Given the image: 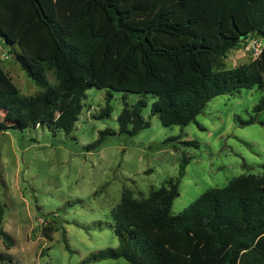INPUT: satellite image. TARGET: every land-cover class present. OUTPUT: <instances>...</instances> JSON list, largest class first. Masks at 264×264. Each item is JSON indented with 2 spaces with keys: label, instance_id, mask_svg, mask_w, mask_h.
I'll list each match as a JSON object with an SVG mask.
<instances>
[{
  "label": "trees",
  "instance_id": "1",
  "mask_svg": "<svg viewBox=\"0 0 264 264\" xmlns=\"http://www.w3.org/2000/svg\"><path fill=\"white\" fill-rule=\"evenodd\" d=\"M252 37H264V0H0V38L39 87L24 94L0 61V112L12 119L0 128L48 125L69 134L93 86L156 95L151 114L165 126L195 121L217 95L257 87L261 97L245 123L264 125L259 58L225 64L227 54ZM110 99L97 119L111 115ZM147 103L122 109L119 133L136 135L150 126L142 113ZM115 133L100 131L86 149ZM189 161L184 156L178 176L148 196L123 190L111 211L119 244L92 253L90 261L264 264V173L211 187L173 214ZM4 215L0 202V237L10 248Z\"/></svg>",
  "mask_w": 264,
  "mask_h": 264
},
{
  "label": "rangeland",
  "instance_id": "2",
  "mask_svg": "<svg viewBox=\"0 0 264 264\" xmlns=\"http://www.w3.org/2000/svg\"><path fill=\"white\" fill-rule=\"evenodd\" d=\"M263 49L264 37H252L231 50L225 64L235 67L258 57L264 66ZM1 54L8 58L1 59ZM0 61L24 94L39 91L2 38ZM108 95L111 115L97 119ZM260 97L257 87L220 94L195 121L165 126L159 114H151L156 95L93 86L86 91L79 120L69 134L48 125L0 128L2 228L12 240L8 248L0 237V254L5 256L0 264H130L123 258L89 259L92 253L119 244L111 211L123 190H131L136 197L148 196L176 178L188 156L180 195L172 205V213L177 214L211 187H224L240 175H262L264 125L245 123L254 115ZM145 98L148 103L142 113L150 126L136 135L119 133L117 117L122 109ZM10 120L11 116L0 112V123ZM107 128L116 133L88 151L86 145Z\"/></svg>",
  "mask_w": 264,
  "mask_h": 264
},
{
  "label": "built area",
  "instance_id": "3",
  "mask_svg": "<svg viewBox=\"0 0 264 264\" xmlns=\"http://www.w3.org/2000/svg\"><path fill=\"white\" fill-rule=\"evenodd\" d=\"M259 48H260V45H257L256 47H255V53L256 54H259ZM4 56H8V55H5V54H3ZM258 56V55H257Z\"/></svg>",
  "mask_w": 264,
  "mask_h": 264
},
{
  "label": "crops",
  "instance_id": "4",
  "mask_svg": "<svg viewBox=\"0 0 264 264\" xmlns=\"http://www.w3.org/2000/svg\"><path fill=\"white\" fill-rule=\"evenodd\" d=\"M7 58H8V56H4L3 54H1V59H4V60H5V59H7ZM4 60H3V61H4ZM2 65H3V64H2ZM3 66H4V65H3ZM6 66H8V65H6ZM4 68L8 71V69H7L6 67H4ZM8 72H9V71H8Z\"/></svg>",
  "mask_w": 264,
  "mask_h": 264
}]
</instances>
